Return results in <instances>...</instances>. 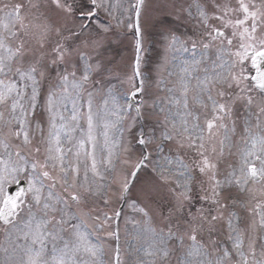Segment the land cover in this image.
<instances>
[{
	"label": "snow or ice",
	"instance_id": "snow-or-ice-1",
	"mask_svg": "<svg viewBox=\"0 0 264 264\" xmlns=\"http://www.w3.org/2000/svg\"><path fill=\"white\" fill-rule=\"evenodd\" d=\"M0 264H264V0H0Z\"/></svg>",
	"mask_w": 264,
	"mask_h": 264
}]
</instances>
